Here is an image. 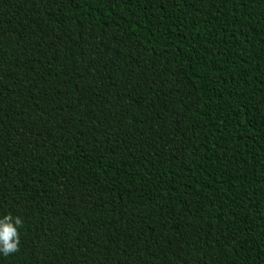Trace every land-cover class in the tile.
Instances as JSON below:
<instances>
[{
    "label": "trees",
    "instance_id": "trees-1",
    "mask_svg": "<svg viewBox=\"0 0 264 264\" xmlns=\"http://www.w3.org/2000/svg\"><path fill=\"white\" fill-rule=\"evenodd\" d=\"M0 264H264V0H0Z\"/></svg>",
    "mask_w": 264,
    "mask_h": 264
},
{
    "label": "clouds",
    "instance_id": "clouds-1",
    "mask_svg": "<svg viewBox=\"0 0 264 264\" xmlns=\"http://www.w3.org/2000/svg\"><path fill=\"white\" fill-rule=\"evenodd\" d=\"M22 227L23 220L20 217L8 214L0 219V254L7 257L19 251V229Z\"/></svg>",
    "mask_w": 264,
    "mask_h": 264
}]
</instances>
